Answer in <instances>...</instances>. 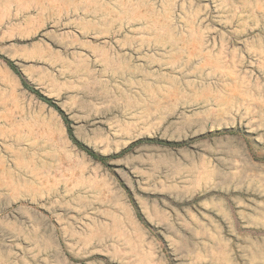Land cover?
Returning <instances> with one entry per match:
<instances>
[{
	"label": "rangeland",
	"instance_id": "obj_1",
	"mask_svg": "<svg viewBox=\"0 0 264 264\" xmlns=\"http://www.w3.org/2000/svg\"><path fill=\"white\" fill-rule=\"evenodd\" d=\"M0 57V264H264V0H0Z\"/></svg>",
	"mask_w": 264,
	"mask_h": 264
},
{
	"label": "trees",
	"instance_id": "obj_2",
	"mask_svg": "<svg viewBox=\"0 0 264 264\" xmlns=\"http://www.w3.org/2000/svg\"><path fill=\"white\" fill-rule=\"evenodd\" d=\"M1 58V57H0ZM4 62L8 65V67L18 76V78L21 81L22 86L28 90L30 93L34 94L38 99H40L41 101H43L44 103L48 104L49 106L53 107L61 116L64 124L67 127V132L69 134V136L71 137L73 143L82 151H84L87 155H89L93 160L100 162V163H105L107 161L106 157L100 156L95 154L94 152L90 151L89 149H87V147L83 146L80 142H78L77 140H75L72 136V131L69 127L70 125V121L68 120V118L66 117V115L63 113V111H61V109L55 104V102L51 99L46 98L45 96L41 95L38 91H36L35 89H33L32 87H30L26 81L24 80L21 72L17 69V67L15 66V64L7 59H4ZM135 144H157V145H163V146H175L177 145L176 143H172V142H167V141H161V140H154V139H143L140 141H137Z\"/></svg>",
	"mask_w": 264,
	"mask_h": 264
}]
</instances>
